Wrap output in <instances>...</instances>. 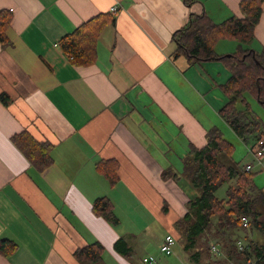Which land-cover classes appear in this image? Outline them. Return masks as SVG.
Masks as SVG:
<instances>
[{"label":"crops","instance_id":"0c3cea01","mask_svg":"<svg viewBox=\"0 0 264 264\" xmlns=\"http://www.w3.org/2000/svg\"><path fill=\"white\" fill-rule=\"evenodd\" d=\"M241 1L0 0V11L11 14L7 44H0V95L10 99L0 101V264H82L75 252L95 242L104 249L101 262L107 251L130 264L136 249L92 212L106 198L120 223L108 198L120 183L131 198L146 200L133 209L179 238L189 195L161 174L180 173L181 159L203 148L210 130L230 129L220 116L229 73L219 61L178 55L173 35L191 16L214 24L241 19ZM96 17L104 21L96 58L75 66L58 43ZM254 37L247 47H264V3ZM24 131L52 146L47 169H36L11 142ZM240 139L253 144L250 153L255 138ZM100 162L116 169L112 184ZM9 242L17 246L10 253Z\"/></svg>","mask_w":264,"mask_h":264},{"label":"trees","instance_id":"16d2710c","mask_svg":"<svg viewBox=\"0 0 264 264\" xmlns=\"http://www.w3.org/2000/svg\"><path fill=\"white\" fill-rule=\"evenodd\" d=\"M263 3L264 0H242L239 4L242 18L232 16L220 24H214L206 15L191 16L187 25L173 35V40L178 44V55H183L189 62L223 63L229 78L220 87L228 101L221 108L220 116L237 137L244 138L249 134L255 141L264 139V130L258 122H242L240 113L244 112H238L237 104H244V95L247 94L264 109V47L259 50L247 47L255 40L254 29L259 23ZM101 17L83 23L59 41V49L69 57L73 65L93 64L97 54V39L104 26ZM10 23L11 14L5 10L0 11L2 46L7 44ZM221 40L238 42L236 51L230 54V57L219 56L214 52L215 45ZM0 101L5 106L10 103V99L5 95H0ZM205 139L206 145L203 148L192 149L181 159L180 173L167 169L161 174L163 180L172 179L189 195L187 213L177 224V231L186 238L185 251L191 254L195 262L200 261L199 256L201 258L202 253L190 250L203 233L207 234L209 241L217 239L221 242L224 238H231L227 236L228 233L246 232L249 228L264 238V192L254 185V174L227 166L219 160V155L231 157L234 150L233 144L225 138L221 130L217 128L210 130ZM11 142L36 169L43 171L51 166L52 146L49 143L37 142L25 131L11 137ZM97 169L111 180V184L114 182L116 169L114 172L112 163L100 162ZM232 180L234 184L226 190V198L218 199L215 194L219 187ZM92 212L113 225L118 224L112 213V204L106 198L95 200ZM243 216L249 221L248 228L241 225L240 218ZM172 236L175 238L173 234ZM118 243L120 241L116 242L115 247ZM223 244L226 245V258H231L230 253L233 250V254L235 253L243 262L255 261L256 264H264V240L261 244L250 242L245 245L244 251L237 247L235 251L233 247L236 244L233 246L231 242ZM16 247L14 243L9 242L7 251L10 253ZM103 251V247L95 242L77 250L74 255L82 264H98L101 262ZM210 262L212 263L205 264H225L228 261L219 258Z\"/></svg>","mask_w":264,"mask_h":264},{"label":"rangeland","instance_id":"374dc122","mask_svg":"<svg viewBox=\"0 0 264 264\" xmlns=\"http://www.w3.org/2000/svg\"><path fill=\"white\" fill-rule=\"evenodd\" d=\"M237 45L238 42L233 40L221 41L215 45L214 52L217 55L225 54L228 52L227 55H230L232 52H234V49ZM219 63H221L219 64L220 66L223 65L222 62L219 61ZM244 98V104H237L238 112H244L240 113L241 121L244 123L253 121L258 122L262 130H264L263 107L260 106V104L255 99L251 98L247 94L244 95ZM224 127L225 129L227 128L225 124L222 128ZM224 135L225 138L234 145V150L232 152L231 157L222 154L219 155V160L227 166H232L235 168L237 167L241 170H244L247 165H252L253 168L251 173L254 174V185L257 188L262 189V191L264 192V160L261 162L260 165H256V163L253 161L252 155L249 153L250 146H252L253 144H244V142H242L239 137H237L233 132H231L230 129H228V131L225 130ZM246 136L252 135L246 134L245 137ZM231 185H233V181L225 183L221 187H219L215 194L216 197L218 199H225L226 190ZM179 188L181 189V191L185 192L181 186H179ZM130 195H132L131 192H126L123 188L122 183L116 186L114 194L108 195V198L114 203V212L120 220V223H118L119 225H113L110 223L111 227H113V230L118 235L122 233L123 240L126 245L136 249L135 254L132 255L129 263L143 264L142 259L144 256H153L156 259V263L153 264H197L191 259H189V256L185 251V245L187 243V240L185 237H183V235H180L178 239H176L175 237L176 244L173 247L172 256L166 257L160 253L161 243L164 237L169 232L165 229L162 224L158 223V219H155L150 215L140 212L136 208L133 209L132 207H134V205L142 209V205H145L146 200L142 201L136 198L135 196L134 198H131ZM227 236H230L231 238H224L221 240V242L229 243L232 242V240L234 239L235 242L233 246L235 245V243L236 245L235 247H233V249L235 251H237L236 249L239 247L238 242H240L242 245L247 246L249 244V241L261 244L264 240L262 235L257 232H254V230H250L249 228L246 232L234 231L232 233H228ZM219 242L220 240L217 239L209 241L208 237L205 238V240H203V238L196 239L194 245L198 247V251H201V259H203L204 263H212L210 261H217L220 258L219 254L215 255L210 249L211 246L215 245L220 249L222 253L223 249L220 246V244L222 243ZM106 255L103 257V261L98 264H121L116 259L111 257V255L107 251ZM222 255L221 259H224ZM230 257L231 258H228L229 261L225 264H247L246 262H243V260H241L235 253L233 254V250H231Z\"/></svg>","mask_w":264,"mask_h":264},{"label":"built area","instance_id":"2783aa9c","mask_svg":"<svg viewBox=\"0 0 264 264\" xmlns=\"http://www.w3.org/2000/svg\"><path fill=\"white\" fill-rule=\"evenodd\" d=\"M111 13L116 14L118 12L117 7L111 8ZM250 154L252 155L253 161L256 163V165H260L261 162L264 160V139H259L255 142L253 150H250ZM253 166L247 165L244 169L246 173H250L252 171ZM240 222L243 228H248L249 221L247 217H241ZM175 238L168 234L164 237L163 242L160 246V253L165 256H171L173 254V247L175 246ZM238 248L240 251L245 250V245H242L240 242H238ZM212 253L220 254V250L217 246H211L210 247ZM143 263L152 264L155 262V259L152 256L145 257L142 259ZM247 264H256L255 261H248Z\"/></svg>","mask_w":264,"mask_h":264},{"label":"water","instance_id":"95a60500","mask_svg":"<svg viewBox=\"0 0 264 264\" xmlns=\"http://www.w3.org/2000/svg\"><path fill=\"white\" fill-rule=\"evenodd\" d=\"M227 57H230V55H227Z\"/></svg>","mask_w":264,"mask_h":264}]
</instances>
